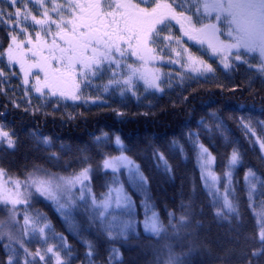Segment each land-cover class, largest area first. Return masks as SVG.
I'll use <instances>...</instances> for the list:
<instances>
[{
  "label": "snow or ice",
  "instance_id": "6c2138e0",
  "mask_svg": "<svg viewBox=\"0 0 264 264\" xmlns=\"http://www.w3.org/2000/svg\"><path fill=\"white\" fill-rule=\"evenodd\" d=\"M257 80L264 85V0H0V264H72L77 255L69 235L85 249L81 264H126L122 248L139 239L140 221L133 219L135 202L125 185L143 196V229L154 239L152 264H193V255L208 248L191 198L178 208L166 206V223L154 210L153 176L128 154L118 131L98 127L91 146L65 160V142L37 124L26 132L34 154L19 163L15 154L26 139L9 120L11 113L55 119L70 103L85 112L64 111L62 123L87 119L92 107L123 122L154 116L159 99L177 88L176 98L169 97L173 108L186 106L205 85L234 94ZM129 98L148 110L130 113ZM196 125L186 126L167 148L152 145L151 167L174 176L173 161L194 153L209 211L235 232L238 247L224 249L220 264H264V198L255 199L257 192L264 197V171L244 170L254 230L241 241L244 221L234 183L236 169L245 166L244 152L216 110ZM239 127L264 161V121L240 117ZM217 137L230 152L213 154ZM218 159L219 173L213 170ZM101 170L110 180L97 194L93 180ZM37 202L52 206L69 235L57 231L48 214L34 207Z\"/></svg>",
  "mask_w": 264,
  "mask_h": 264
},
{
  "label": "trees",
  "instance_id": "16d2710c",
  "mask_svg": "<svg viewBox=\"0 0 264 264\" xmlns=\"http://www.w3.org/2000/svg\"><path fill=\"white\" fill-rule=\"evenodd\" d=\"M242 80L243 77H236ZM197 87V85H193ZM206 90L201 91L198 95L191 98L190 102L184 106L180 105L176 108L171 106V96L176 98V93L180 89L177 88L175 92L164 95L157 104V107L152 109L154 116L149 117H134L130 116L128 119L121 122L111 114L98 115L99 109L92 107L86 111L87 119H76L71 122H61V113L67 112H85V108H74L70 103L66 109L61 108L55 113V119L51 116L37 117L33 119L31 116L23 115L20 112H14L9 115V120H13L17 129L21 130V136L25 137L26 143L21 145L20 150L15 154L17 162L22 163L25 155L31 157L34 153L30 151L31 143L27 140L26 132L32 129L37 124L46 135L59 136L68 146L66 149L65 160L72 159L77 154V148L90 145L92 135L97 132L98 127L107 126L106 130L118 131L125 141V144L131 149L128 153L137 159L138 163L144 164L149 173L153 176V181L150 189L152 195L151 204H155V211L161 214V219L167 222L165 207L171 209L173 206H179L181 200L187 201L189 198L193 200L195 219L202 221L199 229V237L206 240L208 248L201 249L192 257L193 264H220L217 259L226 248H237L235 240L231 237L235 236V232H230L227 222L217 221L211 214L208 208L209 199L203 190V182L200 180V169L197 165L195 154L189 153L188 159L176 158L173 163L176 165V172L174 176H164L156 172L151 167L149 160L151 146L163 145L165 148L168 142L173 138H180L182 132L187 130L186 126H191L196 129V121L208 111L216 110L221 118L224 120L225 128L228 130L229 137L238 141L241 145V150L244 152L245 166L236 169L235 173V196L240 203L243 224L239 225L240 238L243 241L244 234L253 231L254 218L251 210L247 206V191L244 185V170L246 167H252L258 173L264 171V161L259 159L260 152L258 145L255 149L247 143L243 130L239 127V118L248 117L256 120H264V85L257 80L252 84L251 89L244 87L243 90L237 91L234 94L228 92L220 93L213 85H205ZM187 95V93H185ZM150 99H152L150 97ZM210 100L215 103L208 104ZM4 101L0 100V104ZM127 111L130 113L144 112L148 109L138 105L134 98H129L126 101ZM10 107V106H9ZM164 109V110H161ZM2 110V109H0ZM51 112L52 109L48 108ZM208 144V141H204ZM217 149H213V154L217 151L220 153L230 152L231 146L227 149L223 147V140L217 137L215 140ZM51 167V165H48ZM223 168L222 162L218 159L213 166V170L217 173L221 172ZM54 172H61L60 168H52ZM71 171V169H69ZM96 178L93 180V190L99 194L106 189L102 187L105 181L110 180L109 177L103 175V170L95 174ZM195 186L196 192L193 195L192 189ZM126 189L132 196L135 202L133 216L134 220L140 221L137 232L139 239L135 236L128 241L122 251L124 252L126 264H152L154 260V252L152 245L154 239L144 232L142 226V218L145 215V209L140 206L143 196L132 187L125 185ZM261 197L257 192L255 199L258 201ZM203 206L204 212L200 213V208ZM35 208L48 214L53 221L57 231H65L64 225L57 216L52 206L44 202H37L34 204ZM151 213V212H149ZM148 213V214H149ZM4 213L0 212V216ZM65 235H69L65 231ZM69 242L75 245L77 258L72 261V264H81L83 260V253L85 249L76 239L69 235ZM33 248L35 244L31 245ZM120 247V244H117ZM106 255V253H105ZM4 256L3 249L0 247V258ZM230 264H238L236 260H232Z\"/></svg>",
  "mask_w": 264,
  "mask_h": 264
},
{
  "label": "rangeland",
  "instance_id": "374dc122",
  "mask_svg": "<svg viewBox=\"0 0 264 264\" xmlns=\"http://www.w3.org/2000/svg\"><path fill=\"white\" fill-rule=\"evenodd\" d=\"M165 71H167V69H165ZM141 91H142V89H141ZM253 122H256V121H264V120H256V119H252V118H250ZM128 191V190H127ZM128 194L130 195V193L128 192ZM151 213H149V215H150ZM143 219H144V217L142 218V220H141V222H142V226H143Z\"/></svg>",
  "mask_w": 264,
  "mask_h": 264
}]
</instances>
